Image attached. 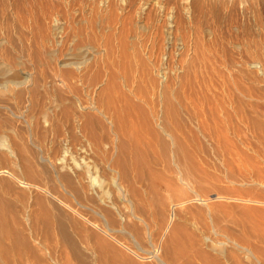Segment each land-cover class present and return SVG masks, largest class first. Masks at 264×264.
Returning <instances> with one entry per match:
<instances>
[{
    "label": "rangeland",
    "instance_id": "obj_1",
    "mask_svg": "<svg viewBox=\"0 0 264 264\" xmlns=\"http://www.w3.org/2000/svg\"><path fill=\"white\" fill-rule=\"evenodd\" d=\"M0 68V264H264V0H0Z\"/></svg>",
    "mask_w": 264,
    "mask_h": 264
},
{
    "label": "bare ground",
    "instance_id": "obj_2",
    "mask_svg": "<svg viewBox=\"0 0 264 264\" xmlns=\"http://www.w3.org/2000/svg\"><path fill=\"white\" fill-rule=\"evenodd\" d=\"M7 70L6 69H3V68H0V82H1V84H4L3 86L4 87H6V85L7 84H9L10 85V83H16V84H18L19 82L17 81V80H15V79H13V78H8V76L6 75V72ZM2 79V80H1ZM8 85V86H9ZM14 85V84H13ZM2 87V86H1ZM1 136V135H0ZM1 138V137H0ZM2 139V138H1ZM0 139V140H1ZM2 141V140H1ZM13 154V153H12ZM2 172H0V174H1ZM108 191V190H107ZM104 192V191H103ZM105 193V192H104ZM104 193H101L102 195L104 194ZM104 196V195H103ZM2 197V196H1ZM218 245V244H217ZM214 246V245H213ZM221 246V245H220ZM215 247H216V245H215Z\"/></svg>",
    "mask_w": 264,
    "mask_h": 264
}]
</instances>
